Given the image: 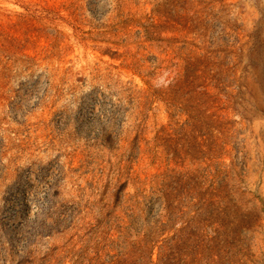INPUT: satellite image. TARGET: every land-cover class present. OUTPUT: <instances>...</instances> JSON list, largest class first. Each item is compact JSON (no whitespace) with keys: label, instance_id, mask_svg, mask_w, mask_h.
I'll return each mask as SVG.
<instances>
[{"label":"rangeland","instance_id":"1","mask_svg":"<svg viewBox=\"0 0 264 264\" xmlns=\"http://www.w3.org/2000/svg\"><path fill=\"white\" fill-rule=\"evenodd\" d=\"M0 264H264V0H0Z\"/></svg>","mask_w":264,"mask_h":264},{"label":"bare ground","instance_id":"2","mask_svg":"<svg viewBox=\"0 0 264 264\" xmlns=\"http://www.w3.org/2000/svg\"><path fill=\"white\" fill-rule=\"evenodd\" d=\"M17 191H18V193H17ZM22 193H23L22 187L19 186V190H16V192H15V194H14V198H15V199H19V198H21V197H22Z\"/></svg>","mask_w":264,"mask_h":264}]
</instances>
